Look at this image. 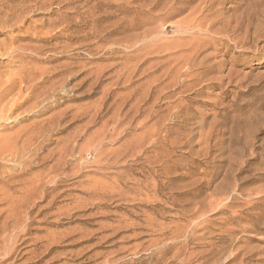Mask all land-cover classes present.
<instances>
[{"label":"rangeland","instance_id":"1","mask_svg":"<svg viewBox=\"0 0 264 264\" xmlns=\"http://www.w3.org/2000/svg\"><path fill=\"white\" fill-rule=\"evenodd\" d=\"M250 6L0 0V264H264V29L232 32Z\"/></svg>","mask_w":264,"mask_h":264},{"label":"bare ground","instance_id":"2","mask_svg":"<svg viewBox=\"0 0 264 264\" xmlns=\"http://www.w3.org/2000/svg\"><path fill=\"white\" fill-rule=\"evenodd\" d=\"M210 7V6H209ZM14 10V9H13ZM12 13V12H11ZM212 20H213V18H212ZM215 20V19H214ZM19 21V20H18ZM262 23H264V10H257V11H255V12H253V8L250 6V7H248L246 10H244L240 15H238L237 17H235V25H233L232 26V32L233 33H236L237 35H238V37H237V40H236V43H238V42H247L248 40L247 39H249V34H250V32H251V30H253V35H252V40H256V38H257V36L259 35V32H260V30H262V29H264V26L262 25ZM204 23H203V21H200L199 22V24H197L196 25V27L199 29V30H202V25H203ZM209 25H211V24H209ZM244 27V28H243ZM219 31V30H218ZM193 33V32H192ZM263 33V32H262ZM215 39L213 38V37H211L210 36V38H208V41H209V43L210 42H212V41H214ZM186 41V40H185ZM215 42V41H214ZM252 43V42H251ZM243 50V49H242ZM199 53V52H198ZM183 56V55H182ZM179 65V64H178ZM24 67V66H23ZM25 68V67H24ZM35 71V70H34ZM41 74V73H40ZM13 75V74H12ZM55 76V75H54ZM12 77V76H11ZM14 77V76H13ZM9 78V77H8ZM23 79V78H22ZM32 80V79H31ZM38 80V79H37ZM7 81V80H6ZM36 81V80H35ZM51 82H53V81H51ZM54 82H55V79H54ZM6 83V82H5ZM49 83V82H48ZM34 85V84H33ZM5 86V85H4ZM21 86H22V84H21ZM3 87V86H2ZM46 88H47V86H46ZM1 89V88H0ZM43 92H44V90H43ZM55 93V92H54ZM47 94V93H46ZM51 94H53V93H51ZM1 97H2V95H1ZM26 98V97H25ZM27 99V98H26ZM24 101H26L25 99H23V101H21L20 102V105H21V103H23ZM15 103V102H14ZM19 104V103H18ZM17 104V105H18ZM45 104V103H44ZM55 104H56V102H55ZM55 104H54V106H55ZM58 104V103H57ZM13 105V104H12ZM11 105V106H12ZM58 106V105H57ZM4 107V106H3ZM1 109V108H0ZM12 109V108H11ZM6 110H7V108H6ZM5 110V111H6ZM80 110V109H79ZM4 111V110H3ZM8 111V110H7ZM1 112V111H0ZM31 112V111H30ZM44 111L43 110H39L38 111V113L36 114L37 116L38 115H40L41 113H43ZM7 113V112H6ZM9 113V112H8ZM7 113V114H8ZM2 114V116H3V114H5V112L4 113H1ZM11 114V113H10ZM20 114V113H19ZM24 115V114H23ZM5 116V115H4ZM3 116V117H4ZM7 116V115H6ZM25 116V115H24ZM57 116V115H56ZM27 117V116H26ZM48 117V116H47ZM1 118V117H0ZM30 118V117H29ZM36 118V117H35ZM89 119V118H88ZM91 119V118H90ZM26 120V119H25ZM36 120V119H35ZM38 120V119H37ZM39 121V120H38ZM6 122H7V118H6ZM36 122V121H35ZM5 123V122H4ZM9 123V122H8ZM39 123H40V121H39ZM30 124V123H29ZM35 123H33V127H36L35 125H34ZM2 126H5V124H3ZM2 126L0 127V128H2ZM29 126V125H28ZM45 126V125H44ZM31 128V127H30ZM37 128V127H36ZM44 128V127H43ZM49 128V127H48ZM52 128V127H51ZM50 128V129H51ZM27 129V128H26ZM39 131H40V133L42 132V126H39ZM47 129V128H46ZM31 130H33V129H31ZM45 130V129H44ZM49 130V129H48ZM21 131V130H20ZM47 132V131H46ZM48 132H50V131H48ZM21 133V132H20ZM37 133V132H36ZM17 134V133H16ZM38 134V133H37ZM150 134V133H149ZM154 134V133H153ZM20 135V134H19ZM43 135V134H42ZM50 136V135H49ZM6 137H8V136H6ZM11 137H13V136H11ZM17 137V136H16ZM4 139H5V137L1 140V142L2 141H4ZM14 144V143H13ZM12 145V144H11ZM5 146H7V148H9V142H6V144H5V142H4V144H3V147H5ZM7 148H6V151H7ZM3 149V148H2ZM4 150H5V148H4ZM3 150V151H4ZM15 150V147H13V152H15L14 151ZM0 152H2V150L0 151ZM22 152V151H21ZM1 154V153H0ZM3 154V153H2ZM1 154V155H2ZM6 155H7V153H5ZM13 155V154H12ZM12 155H10V156H12ZM4 158V157H3ZM79 158V157H78ZM2 160V159H1ZM24 172H22V173H20V174H18V175H22ZM53 187H55V186H53ZM46 195H47V192H42V193H40V195H39V198H43V200H45L46 199ZM41 200V199H40ZM18 201V200H17ZM17 201H14L13 203H8V208L9 209H11V211L13 210L14 211V213L18 216L19 215V212L21 213V211H18L16 208H18L19 206H15V205H17ZM23 201V200H22ZM22 201H19L20 203H22V205H20V207L21 208H23V207H25V210H27V213H28V211H29V209H30V207H32L34 204L32 203L31 205H29L28 204V202L27 201H24V202H22ZM52 201H54V200H52ZM15 204V205H14ZM35 206H38V204L36 203L35 204ZM49 209V208H48ZM32 211V208H31V210H30V212ZM11 214H12V212H11ZM37 215V214H36ZM18 219H20V215L18 216ZM31 223H32V221L31 220H29L28 222H25L24 223V225H23V227L21 228V232H24V234H27L30 230H31V228H30V226H31ZM26 239V238H25ZM22 242H24V240H22ZM19 243V242H18ZM17 249V248H16ZM13 246H11V248H9L8 250H7V252H6V255H7V257L6 258H3L2 259V262H5V260H7V259H10V257H11V255H12V253L14 252L13 250H16ZM20 249V248H19ZM13 251V252H12ZM47 254V253H46ZM117 254V253H116ZM38 256V254H36L34 257H37ZM82 256V255H81ZM115 256V255H114ZM21 257V256H20ZM45 256H43V255H41V256H39V257H37L36 258V261H35V263H38V262H41V261H43V258H44ZM108 258V257H107ZM18 259V258H17ZM214 262V261H213Z\"/></svg>","mask_w":264,"mask_h":264}]
</instances>
